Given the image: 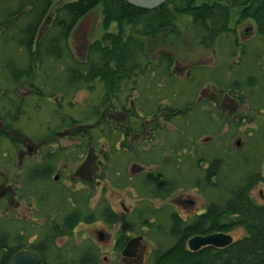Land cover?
I'll use <instances>...</instances> for the list:
<instances>
[{"label": "trees", "instance_id": "16d2710c", "mask_svg": "<svg viewBox=\"0 0 264 264\" xmlns=\"http://www.w3.org/2000/svg\"><path fill=\"white\" fill-rule=\"evenodd\" d=\"M228 1L227 5L220 0L206 1L201 5H196L194 0H167L162 6L147 10L135 7L125 0H76L61 4L52 11L53 0H0V69H2V71L0 70V79L8 85L0 88V92L5 96V99L7 92L9 93L7 89L9 87L16 89L23 81H30L31 87L40 95L39 86L36 87L35 83L40 79H43V86L49 85V94L56 93L55 91L67 93L68 88L74 91L86 88L92 92L98 85L100 88L103 87L102 90L104 89L106 93L117 92L114 99L117 103L122 101L120 96L122 88L129 86L131 95L126 97L127 99L131 98L132 105L121 103V107L117 111L125 114L127 120H140L139 126L137 128L134 126L133 129L137 132L141 129L140 133L145 139H149L152 131L164 135V138L167 139L168 133H172V131L165 130L164 127L173 120H181L179 121L181 124L175 131L178 136L177 144H175L176 142L171 143V146L164 144L159 147L162 149L150 151L144 145L137 147L135 158L139 163L145 165L156 164L155 161L161 162L155 158L154 151L163 153L164 149L171 150L172 147V151H175L170 154L172 156L165 157L162 154L163 159H169V161L174 159L178 151L186 152L184 142L191 137L193 138L191 141H194L200 133L207 131L206 128L200 130L199 133L188 131L198 113L204 114L210 119L209 121L216 124V129L208 131L220 136L215 139L214 144L204 150L197 161L185 155V159L191 161L189 172L186 169L185 172H187L182 175V167L185 165L181 161L183 155L179 158L181 164L177 166L178 168L172 167L175 166L174 162L169 167L166 161L157 170L151 172L152 176L147 174V176L139 177V181L132 183L136 189L140 186L138 192L141 195L153 199L166 198L180 185L198 187L210 198L204 210L191 220H185L175 212L168 215L170 223L167 227L168 236L165 240L169 241V244H166L165 241L163 244L165 246L154 249L148 264H264V199L260 203L252 196L254 189L259 184L264 186V125L259 127L255 136H251L249 142L251 146L238 156L232 155L233 148L221 139L222 135L218 132L222 125L227 124L230 120V117L225 116L222 112L223 109L228 107L227 105H230L232 101L243 104L247 95L255 93L256 85L261 88L258 94H255L258 98V105H253V107L257 112L263 110L259 109V104L264 102V93L261 98L262 89L264 91V47L259 48L261 52H257L256 55L249 58L246 55L249 46L239 44L236 30L230 28L229 21L232 8H239L240 19H251L255 22L257 35L262 38L264 44V0ZM100 3L103 7V27L107 30L105 34L101 39L89 44L85 61L72 59L73 62L67 63V65V61L65 62L63 79L59 80L61 76L55 73L47 76L46 65L51 60L55 61V66L66 60L70 51L69 39L74 28ZM177 14L190 15L193 22L205 30L206 36L202 38L203 45L209 47L222 37L229 36L233 39L236 47L232 46L235 48H232L234 49L232 55L239 54L238 48H241L240 63H242V67L235 64L233 69L237 74L236 78L230 82L225 80V84L219 83V89L218 85L214 86L217 100L198 98L197 92L204 86L203 81L209 76L200 67L198 69L202 75L201 79L200 73L195 78L191 74L192 69L189 70L188 79L191 84L195 83L192 87L194 91L185 97V91L181 87L183 82L178 83L179 78L173 72L175 60L172 55L165 54L157 61L149 60L143 42L136 38L140 35L143 38L156 37L170 31L175 26ZM113 22L117 23V33L108 31ZM45 24H48L46 30H44ZM124 24L130 25L138 36H128L125 39ZM157 69L159 74L162 73L161 77L163 76L160 82L155 80L150 73L151 70L156 72ZM217 70L220 71L221 68ZM143 76L150 80L152 86H143L144 82L141 80ZM176 85H179L180 92L176 96L177 100L171 101L172 104L162 107L161 102L153 101L154 96L170 95L171 91H174L173 88H177ZM119 87H122L120 91ZM136 90L141 93L140 96L135 97ZM107 98L108 95H106L105 101ZM137 100L143 103L141 110L137 109ZM14 102L17 101L12 99V103ZM103 103L101 102L94 108L101 109ZM207 105L210 107L205 108ZM4 107H7V103L3 104L2 108ZM114 108L115 106L111 105L106 109L101 120H108L105 117L107 114L114 115ZM159 113H163V117H158ZM255 114L252 117L257 120ZM245 117L242 115L238 119V126L234 125L235 130L242 123L254 121L251 118L247 120ZM110 119L113 120V116ZM149 120H151L150 124L153 122V126L148 129L145 122ZM160 120L164 122L163 128H161ZM104 123L108 124L110 121H104ZM112 136L114 138L113 134ZM126 136L128 135L126 134ZM19 143L20 141L15 142L14 147H18ZM187 147L192 149L191 146ZM115 149L112 151L115 152L114 156L111 155V157L108 152L101 149L99 164L105 173L106 168L103 161L111 162L113 160L111 170L116 169L115 172L112 171L117 175L120 174L119 178L129 183L130 176L126 172L129 166L134 170L137 164H132L135 162L134 157L132 161L128 159L126 149L118 147ZM194 150L199 153V150ZM70 154L76 158L82 153L75 149ZM10 155H12V151H10ZM61 159V154L47 150L44 152L41 162L36 166L27 169L24 175H21L19 171L15 174L18 175L16 176L18 179L14 191L21 199L35 197L38 203L34 204V210L44 215L48 223L45 227L41 226L39 221L36 222V225H31L29 229L33 228L37 235L43 234L44 237L40 241L35 240L30 243L29 239L32 236L26 232L29 226L26 224L27 221L21 218L14 221L21 223L15 232V237H11L10 231L3 228L4 224L14 218L0 221V264H7L17 252L24 249L33 250L41 256V264H102L99 249L95 246H89L74 257L70 255L67 260L62 258V254L66 255V253L60 254L65 249L55 251L58 240L66 236L70 237L74 227L81 222L90 223L95 217L93 212L86 213L85 210L79 208L80 203L85 204L89 196L85 194V191L63 192L65 193L63 194L61 193L62 189L58 188L57 184L55 185L53 173L58 169L57 162ZM119 160L122 161L118 163ZM199 161L201 166L204 162L208 164L201 171L198 169ZM5 165L7 162H4ZM138 169L141 167L139 166ZM121 174L126 175L124 177ZM156 177L158 180L154 184L153 181ZM12 181L14 180L12 179ZM53 196L57 199L51 206L49 203ZM68 200L76 201L74 203L76 206L71 211H66V208L61 207L63 202L64 205L70 204ZM148 208L147 206L141 213L135 214L137 219L142 220L141 223L146 222L145 219L148 216L156 219L159 216V213L152 207L146 211ZM101 214L111 224L117 219L115 212L109 208L103 209ZM155 224L150 223L149 226L153 227ZM161 226L164 229L165 225L160 223L158 227ZM42 228L43 232H40L39 229ZM237 229H244L246 235L239 239L234 238L233 243L226 247L209 245L193 251L188 246L189 239L195 235L230 234ZM128 239L129 237L125 233L119 235L116 242V249L119 252L124 249Z\"/></svg>", "mask_w": 264, "mask_h": 264}, {"label": "rangeland", "instance_id": "374dc122", "mask_svg": "<svg viewBox=\"0 0 264 264\" xmlns=\"http://www.w3.org/2000/svg\"><path fill=\"white\" fill-rule=\"evenodd\" d=\"M72 1L76 0H53L54 6L52 11L57 6ZM194 1L196 5H201L206 1L213 0ZM220 1L226 5L229 3L228 0ZM229 26L236 30L239 44H247L249 46L246 54L249 58L256 55L257 52H261L259 48H263L264 44L262 38L257 35L255 22L251 19L241 20L239 8H232ZM47 27L48 24H45L44 30ZM106 31L103 27V7L100 3L84 16L74 28L69 39L70 51L66 60L59 62L56 66L55 61L51 60L46 65L47 76L55 73L61 76L59 80L63 79L67 63L73 62L72 59L85 61L89 44L97 39H101ZM108 31L117 33V23H111ZM123 34L125 39L128 36L135 37L137 35L132 27L126 24L123 25ZM204 36H206L205 30L195 24L190 15L177 14L175 26L170 31L161 33L156 37L143 38L140 35L136 38L143 42V47L145 52H147V59L149 60L157 61L159 57L165 54L172 55L175 60L173 72L179 78L178 83L183 82L181 87L185 91V97L192 94L194 91L192 87L195 84H191L190 79H188V72L192 69L191 74L196 78L200 73L198 69L200 67L202 71L209 74V78L207 77L203 81L204 86L197 92L198 98L201 100H217V92L214 86L218 85L217 88L219 89V83L225 84V80L226 82H230L236 78L237 74L234 71L235 69H233L235 64H239L242 67V63H240L241 48H238L239 54L232 55V51L236 47L231 37L224 36L208 47L202 44ZM141 62H144V60H141ZM230 67L232 68L230 69ZM219 68H221L220 71L217 70ZM243 68L245 70V67ZM0 70L2 71V69ZM150 73L159 82L163 79V76L161 77L160 75L162 73L159 74L158 69L156 72L151 70ZM216 76L221 78H217ZM201 77L200 73V79ZM45 78L48 79L49 77ZM56 80L59 81L58 79ZM141 80L144 82L143 86H152V83H150V80L146 76L141 77ZM35 83L36 87L39 86L40 95L31 87L30 81H23L16 89L9 87L7 89L9 93L7 92L6 95L7 100L4 95H1L2 92H0V221L14 218L4 224L5 227L3 228L10 231L11 237H15V232L21 223L14 221L21 218L27 221V226L29 225L26 232L32 236L29 239L30 243L43 239V234L37 235L33 228H29H31L32 224L36 225L37 221L41 223V226L45 227L48 220L44 215L34 210V204L38 203L35 197L21 199L14 191V186L17 185L16 180L18 179L16 177L18 175L15 174L19 171L21 175H24L27 169H31L41 162L44 152L51 150L62 156V159L57 162L58 169L53 173L54 183L62 189L61 193L85 191V194L89 196L85 204L82 205L80 203L81 200L79 201V208L85 210L86 213L93 212L95 214L92 222H81L73 228L70 237L66 236L58 240L59 242L55 251L65 249L60 254L66 253L67 256L62 254V258L67 260L70 255L74 257L78 252L85 250L89 246H95L99 249L102 264H148L153 250L159 246H165L163 244L166 241L165 238L168 236L167 227L170 223L168 215L171 212H175L185 220H191L196 214L203 211L210 201V198L195 186L184 187L180 185L166 198L153 199L141 195L138 192L140 186L136 189L132 185L133 182L139 181V177L147 176V174L151 175L152 171L161 167L157 164L145 165L139 163L135 158L137 147L139 148L144 145L150 151L152 149H162L159 147L164 144H167V146H171V143L174 142L177 144L176 139H178V136L175 131L181 124L179 123L181 120H173L164 127L165 130L172 131V133H168L167 139L156 131H152L149 139H145L143 134L140 133L141 129L138 132L133 129L134 126H136L135 128L139 126L140 120H127L125 114L117 111L121 107V103L132 105L131 98L127 99L126 97L127 95H131L129 86L118 88L119 91L122 88L120 92L122 101L121 103H117L114 100L117 92L114 94L113 92L106 93L104 89L105 92L102 90L103 87L100 88L98 85H96L97 87L92 92L86 88L75 91L68 88L66 90L67 93L65 91L63 93L55 91L56 93L49 94L50 87L48 88L49 85H42L43 79L37 80ZM121 85L123 86L124 84ZM5 86L8 85L0 79V88H4ZM176 86L177 88L174 87V91H171L170 95L154 96L153 101L158 100L163 107L170 104L173 99L177 100L176 96L179 95L180 89H178L179 85ZM260 88V86L256 85L255 93L246 96L243 104L232 101L222 111L225 116L230 117V120H228L227 124H223L218 132L222 135L221 139L233 148V156H238L245 152L251 146L249 143L251 136H255L259 127L264 125V102L259 104V109H263L259 112L253 107L255 104L258 105V102L254 98L256 97L255 94L257 95L260 91ZM263 93L264 91H261V98L263 97ZM134 94L137 97L141 93L136 90ZM106 95H108V98L105 101ZM12 99L18 103H12ZM101 102H104L101 109H98V107L94 108V106ZM140 102V100L139 102L137 100L136 103L139 110L143 106V103ZM4 103H7V107L2 108ZM111 105L115 106L113 109L114 115L107 114L105 117L108 120H101V116ZM208 107L210 106L207 105L205 108ZM238 114H243L247 120L251 118L254 121L242 123L235 130L234 125L238 126ZM254 114L257 116V120L253 119L252 116ZM111 116H113V120L110 119ZM160 116L163 117V113H159L158 117ZM209 120L204 114L198 113L192 125L189 126L188 131L199 133L204 128L207 131L200 133L198 138H195L194 141L192 140L193 142L191 141L192 137L186 140L184 142L186 152L178 151L171 161L164 159V164L167 161L170 167V164L174 162L175 166L173 165L172 167L178 168L177 166L181 164L179 158L184 155L181 158L183 165L185 164L182 167V175L187 171L189 172L191 161L189 159L186 160V156L194 158L193 160L197 161L202 156L203 151L207 150L208 147L214 144L215 139L220 137L219 135L216 136L217 133L208 132L216 129V124ZM247 120L244 121L246 122ZM104 121H110V123L105 124ZM149 122L151 120L145 122L148 129L153 126V122L152 124ZM163 124V120H160L161 128H163ZM12 139L14 141H11ZM17 141H20L19 146L14 147L13 144ZM187 146H191L192 149L190 150ZM115 147L126 149L128 159L132 161L134 157L135 162L132 164H137L134 170L129 166L126 174L130 176L129 183L131 184L124 188L118 186L113 180L116 175L114 173L116 169H112L114 172L111 170V167H113L111 162L113 160L111 162L103 161V165L106 168L105 173H103L102 167L99 164L101 149H104V152H108L111 157V155L114 156L115 152L112 151L116 150ZM75 149L80 150L82 153L76 158L72 156L73 154H70ZM172 149V147L171 150L164 149L163 153L161 151H154L155 158L162 161V154L167 157L175 152ZM194 149L199 150V153ZM10 151H12V155L9 156ZM66 156L71 159L67 160V158H64ZM121 161L119 160L118 163ZM4 162H7V165L4 166ZM198 164L200 165V161ZM207 165L204 162L202 166L200 165L201 169L200 167L198 169L201 171ZM139 166L141 169H138ZM186 169L187 171L185 172ZM141 172L143 173L140 174ZM55 176H59L60 179L55 180ZM157 180L158 177L154 179V184ZM263 193L264 186L263 184H259L254 189L252 196L257 202L261 203L264 199ZM56 199L57 197L55 196L51 197L49 205L52 206ZM68 201L70 204L66 203L68 205H64L63 202L61 207L66 208V211H71L76 206L74 205L76 201ZM147 206L149 208L146 211H149L150 207H152L159 213V216L157 219L148 216L145 219L146 222L143 221L141 223L142 220L137 219L135 214L141 213ZM107 208L114 211L117 216L116 221L112 224L107 222L102 217V214L100 215V212L103 209L107 210ZM150 223L156 224L152 227L149 226ZM160 223L165 225L164 229L162 226L158 227ZM39 230L43 232V228ZM121 233H125L129 238L143 236L139 256L136 260H125L121 252L116 249V242ZM230 235L235 239H239L246 235V231L244 229H237L231 232ZM167 243L169 244V241H166ZM64 246L67 248H64Z\"/></svg>", "mask_w": 264, "mask_h": 264}, {"label": "water", "instance_id": "95a60500", "mask_svg": "<svg viewBox=\"0 0 264 264\" xmlns=\"http://www.w3.org/2000/svg\"><path fill=\"white\" fill-rule=\"evenodd\" d=\"M127 3L142 9H155L167 2V0H125ZM143 236L130 238L122 251L126 259H136L139 256V249ZM234 237L226 233H213L208 235H195L188 241L191 250L197 251L205 246L226 247L232 244ZM7 264H41V258L32 252L21 251L17 253Z\"/></svg>", "mask_w": 264, "mask_h": 264}, {"label": "bare ground", "instance_id": "6f19581e", "mask_svg": "<svg viewBox=\"0 0 264 264\" xmlns=\"http://www.w3.org/2000/svg\"><path fill=\"white\" fill-rule=\"evenodd\" d=\"M262 91H263V89H262ZM246 96V95H245ZM248 96V95H247ZM241 97H244V95H241ZM241 97H239V98H241ZM238 98V99H239ZM254 99H256V101L258 102V98H254ZM237 102V101H236ZM256 105V104H255ZM243 114H238L237 115V120L238 119H240L241 118V116H242ZM257 145H258V143H257ZM155 159V158H154ZM155 163L157 164V165H159V166H161V165H163L164 164V159L160 162V161H155ZM121 175H124V177H125V175L126 174H121ZM119 176H120V174L119 175H115V177H114V181H115V183H117L118 184V186H120V187H122V188H124L125 186H128V185H130L131 183H127V181H125L124 179L123 180H121L120 178H119ZM60 179V177L59 176H55V180H57V179ZM129 179V178H128ZM131 182V181H130ZM55 185H56V183H55ZM59 188V187H58ZM62 239V238H61ZM58 242L59 241H57L56 242V245L58 244ZM67 246V245H66ZM64 248H67V247H65L64 246ZM21 251H24V252H26V251H28V252H32V253H34V254H37L36 252H34L33 250H30V249H24V250H21ZM21 251H19V252H21ZM19 252H17V253H19ZM16 253V254H17ZM15 254V255H16ZM38 255V254H37ZM39 256V255H38ZM40 258H41V256H39ZM41 262H42V258H41Z\"/></svg>", "mask_w": 264, "mask_h": 264}, {"label": "flooded vegetation", "instance_id": "af4514ba", "mask_svg": "<svg viewBox=\"0 0 264 264\" xmlns=\"http://www.w3.org/2000/svg\"><path fill=\"white\" fill-rule=\"evenodd\" d=\"M129 239H130V238H129ZM129 239H128V240H129ZM127 242H128V241H127ZM126 244H127V243H126ZM125 246H126V245H125ZM124 248H125V247H124ZM122 251H123V250H122ZM122 251H121V253H122ZM125 260H130V259H125ZM131 261H132V260H131ZM133 261H134V260H133Z\"/></svg>", "mask_w": 264, "mask_h": 264}]
</instances>
